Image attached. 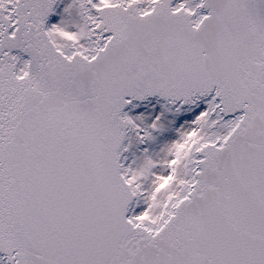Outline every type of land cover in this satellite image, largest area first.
Returning a JSON list of instances; mask_svg holds the SVG:
<instances>
[{"label":"snow or ice","instance_id":"obj_1","mask_svg":"<svg viewBox=\"0 0 264 264\" xmlns=\"http://www.w3.org/2000/svg\"><path fill=\"white\" fill-rule=\"evenodd\" d=\"M0 264H264V0H0Z\"/></svg>","mask_w":264,"mask_h":264}]
</instances>
